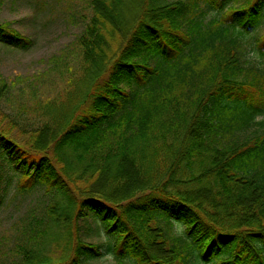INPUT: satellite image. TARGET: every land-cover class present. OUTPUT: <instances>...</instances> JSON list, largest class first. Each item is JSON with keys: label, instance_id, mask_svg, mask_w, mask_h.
Instances as JSON below:
<instances>
[{"label": "trees", "instance_id": "16d2710c", "mask_svg": "<svg viewBox=\"0 0 264 264\" xmlns=\"http://www.w3.org/2000/svg\"><path fill=\"white\" fill-rule=\"evenodd\" d=\"M112 1L90 2L84 71L55 123L29 142L0 123V169L13 165L20 191L49 194L11 264H89L107 251L117 264H264V68L245 67L242 44L264 0H140L126 28ZM0 42L33 40L4 22ZM256 45L264 56V34ZM101 226L108 245L86 237Z\"/></svg>", "mask_w": 264, "mask_h": 264}, {"label": "rangeland", "instance_id": "374dc122", "mask_svg": "<svg viewBox=\"0 0 264 264\" xmlns=\"http://www.w3.org/2000/svg\"><path fill=\"white\" fill-rule=\"evenodd\" d=\"M90 2L0 0V23L8 22L33 40L27 49L0 42V123L24 142H29L31 135L44 122L55 123L54 118L60 116L57 115L59 105L66 95L70 76L77 78L84 71L78 36L91 20ZM112 3L119 14L121 28H126L138 15L140 0H113ZM122 31L117 29L108 36L109 54L119 47ZM263 34L264 21L246 34L243 41L249 48L257 49V39ZM261 57L264 61V56ZM254 129L252 127L246 133ZM17 185L18 176L13 165L6 161L0 169V189L5 198L0 206V264H11L19 257L14 249L23 240L21 233L26 217L33 209L40 213L42 203L49 197L39 187L33 190L28 184L20 191ZM92 226L96 227V224L92 223ZM99 231L94 230L86 236L87 239L96 243ZM52 248L57 250L56 254L61 253L59 241H54ZM89 264H98V259Z\"/></svg>", "mask_w": 264, "mask_h": 264}, {"label": "clouds", "instance_id": "9594fccd", "mask_svg": "<svg viewBox=\"0 0 264 264\" xmlns=\"http://www.w3.org/2000/svg\"><path fill=\"white\" fill-rule=\"evenodd\" d=\"M214 15V13H209V16ZM243 47L247 49L244 56L245 67L255 66V67H264V61L260 52L257 49L249 48L246 41L242 42ZM174 234L176 236H184L186 234V228L181 221H174ZM110 243L109 237L101 226L99 235L96 239L97 245H108ZM98 264H117L116 256L110 251L102 252L101 256L97 258Z\"/></svg>", "mask_w": 264, "mask_h": 264}]
</instances>
